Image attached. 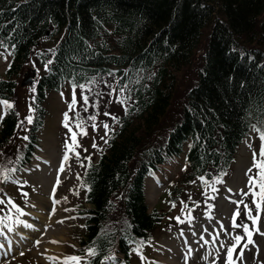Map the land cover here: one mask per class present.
<instances>
[{
	"label": "trees",
	"instance_id": "obj_1",
	"mask_svg": "<svg viewBox=\"0 0 264 264\" xmlns=\"http://www.w3.org/2000/svg\"><path fill=\"white\" fill-rule=\"evenodd\" d=\"M0 42L11 53L1 99L14 95L33 52L39 66L47 64L19 160L31 153L47 90L115 80L114 88L105 84L115 112L86 119L89 93L75 114L85 132L108 125L104 145L77 182L84 220L77 240L82 251L97 249L89 264L117 251L128 256L131 243L144 242L163 219L145 200L148 171L186 149L168 191L173 204L191 180L219 179L252 120L264 127V0H0ZM194 61L181 114L167 125L179 74ZM16 127L11 104L0 120V152Z\"/></svg>",
	"mask_w": 264,
	"mask_h": 264
},
{
	"label": "rangeland",
	"instance_id": "obj_2",
	"mask_svg": "<svg viewBox=\"0 0 264 264\" xmlns=\"http://www.w3.org/2000/svg\"><path fill=\"white\" fill-rule=\"evenodd\" d=\"M9 58L7 49L0 47V75L4 72ZM196 66L197 61H194L192 67H184L181 70L179 85L168 108L165 124H170L181 114L184 92L187 83L192 79L193 67ZM31 68L35 71L42 70L34 55L22 69L20 80L30 73ZM110 83L114 88L115 80L105 78L91 83L90 87L82 90L73 89L65 83L59 89L47 92L43 102L42 123L35 130L36 145L33 147V154H30L31 163L19 169L21 172H14L12 177L15 179L12 181H3L0 178V195L2 193V197H6L7 192L9 194L7 198L0 201V213L9 215L0 220V229L10 223L9 217H14L9 207L13 208L20 213V216L31 220L32 224L36 223L33 228L38 232L35 231L33 237H40L44 229L45 231L57 229V234L61 238L59 244L62 257L75 255L73 251L78 248L77 234L83 229V218L79 212L75 214L83 197V190L77 184L78 175L84 169L87 159L98 156L99 146L103 144L107 130L99 124L95 129H88L86 133H83L85 131H81L79 126L81 119L74 123L72 118L76 110L79 111L81 108L83 96H88L89 93L91 100L88 109L82 114L86 119H89V116L101 118L105 111H109L110 114L115 112V98L112 94H108L109 88L105 85ZM101 85L105 88H101ZM26 86V84L19 85L13 97L17 112V127L12 134L13 137L0 152L1 160L7 157L12 158L26 142L24 135L30 126V120L27 117L33 116L31 91ZM97 95L100 98H97ZM4 113L5 105L0 103V117ZM73 133L76 134L75 141H73ZM250 135L239 144L230 175L226 178L225 185L222 186L219 194L215 198L208 197L212 205H209L207 211L190 202L186 204V207L180 206L178 201L171 205L169 198L164 197L167 188L171 187L169 179L173 177V173L180 170L182 159H178V164L165 170L162 181L157 180L155 175L145 179V195L149 209L158 207L165 212L166 216L163 219L164 222L152 232L155 242L150 240L147 249L141 250L140 253L133 252L129 264H185L187 262V264H264V203L257 221L253 223L247 215V208H252L255 215L254 202L247 194L243 197L246 192L252 194L251 191H244L245 183L250 180L255 169V159L257 160L264 148V141L255 134V130L252 129ZM189 188L182 195L191 194ZM191 188L193 191L199 189L196 184ZM245 198L248 200L246 204ZM189 199L191 201V198ZM30 206L34 207H31L28 212ZM26 210L27 213L34 211L35 216H26L27 213H21ZM175 216L182 218V230L175 227L181 223L176 222ZM16 219L14 217L12 221L14 223L9 225V228L17 224ZM245 223L249 225L252 233L250 239L242 227ZM3 233L4 231L0 237ZM182 234L185 235L187 242L184 241ZM237 234L242 236L239 243L234 240ZM36 238L26 240L27 242L23 240V245L19 246L18 252H15L9 261H2L0 264H52L39 258L38 252L35 251L37 247L35 242L36 240L38 242L40 238ZM233 243H236V246L232 251V259L229 260L227 245ZM154 244H157L160 252H157V248L154 249ZM190 250L193 255H190ZM184 256L187 258L183 259ZM63 263L65 264L64 260ZM69 264L75 263L70 261Z\"/></svg>",
	"mask_w": 264,
	"mask_h": 264
},
{
	"label": "bare ground",
	"instance_id": "obj_3",
	"mask_svg": "<svg viewBox=\"0 0 264 264\" xmlns=\"http://www.w3.org/2000/svg\"><path fill=\"white\" fill-rule=\"evenodd\" d=\"M32 212L33 213H28V215H26V216H29V215L35 216L36 213L34 211H32ZM41 221H42V219H41ZM35 224L36 223H34V222L32 224L31 220H28L26 218H22V219L18 220V222H17V224H15V226H13V227L11 226L12 228L8 229L7 234H5V232H4L2 237H0V259L3 257V255H7L9 253L17 251L18 250L17 245L18 246L23 245L22 239H24L25 241L30 240V239L34 240L36 237H33V233L37 230V229L33 228V225H35ZM28 225H31V226L29 227ZM36 227H37V225H36ZM28 228H31V229H28ZM37 232L38 231H36V233ZM57 233H58L57 229L55 231L54 230L45 231V229H44L43 234H41L40 237L36 238V239L40 238L39 241L37 242V240H36V242H35V243H37V247H36L35 251L38 252L39 258L40 259L43 258L44 261L51 262L52 264L53 263L54 264H62L63 263L62 262L63 257L61 254L62 251H61L60 244H59L61 242L60 241L61 238L59 237L60 235H58ZM14 240H16V241H14ZM43 242H45V243L43 244ZM13 245L16 246V247H13L14 249L12 248Z\"/></svg>",
	"mask_w": 264,
	"mask_h": 264
},
{
	"label": "snow or ice",
	"instance_id": "obj_4",
	"mask_svg": "<svg viewBox=\"0 0 264 264\" xmlns=\"http://www.w3.org/2000/svg\"><path fill=\"white\" fill-rule=\"evenodd\" d=\"M0 47L8 48L9 46L7 44H4V43L0 42ZM5 59H7L6 56H5ZM45 67H47V64L45 65ZM125 71H127V70H125ZM72 86H73V89L76 88V84L75 83H73ZM80 87L81 88H87L88 84H81ZM121 91H123V89H121ZM83 99H84L85 102L88 101V96L84 95ZM0 103H3L5 105H9L10 106L13 102L9 101V100H0ZM125 111H127V107L125 108ZM65 115H67V114H65ZM27 119L31 120V116H28ZM113 119L114 120H119L120 118L114 116ZM105 128L106 129L108 128L107 122H105ZM81 131H84V129L82 128ZM72 135H73V141H75L76 140V134L73 133ZM260 136H261L262 139H264V131H260ZM94 146H95V144H94ZM77 155H79V153H77ZM261 157H262V159L257 162V166L261 169V171L258 173V175L256 177H252V179L250 181V183L254 182L256 185H258V189L256 187H250V189H249L253 193L252 200H253L254 205H255L256 214L255 215L253 214V209L252 208H247V205H245V207L247 208V215H248V217L250 218V220L253 223H255L257 221V218H258L259 213L261 211L262 203H264V148H262V150H261ZM65 158H67V157L65 156ZM10 171H15V169L14 168L13 169H4L3 173L0 174V178L11 179V177L8 175V173ZM201 179H204V177H201ZM25 183H27V182L25 181ZM246 194L247 193H245V195ZM17 207H19V206L17 205ZM33 227H35V226L33 225ZM242 227L244 228L245 232L248 235V238L250 239L252 233L249 230V225L247 223H245V224L242 225ZM241 239H242V236L240 234H237L234 237V240H235L236 243H239L241 241ZM236 243L227 245V252H228L229 260L232 259V251H233V248H235ZM221 244H223V241H221ZM86 251L88 253L92 254V255H95L97 249L95 247H89V248L86 249ZM137 251H139V249H137ZM109 258L115 259V253L113 252L111 254V257H108V256L103 257V259H105V260H107ZM81 259H82V257L77 256V255H68V256L63 257V260H64L65 264H69L70 261L75 262V264H79ZM83 259L85 261V264H89V261H88L87 257H83Z\"/></svg>",
	"mask_w": 264,
	"mask_h": 264
},
{
	"label": "water",
	"instance_id": "obj_5",
	"mask_svg": "<svg viewBox=\"0 0 264 264\" xmlns=\"http://www.w3.org/2000/svg\"><path fill=\"white\" fill-rule=\"evenodd\" d=\"M26 80H23L22 83H24ZM31 84V80H29V85Z\"/></svg>",
	"mask_w": 264,
	"mask_h": 264
}]
</instances>
